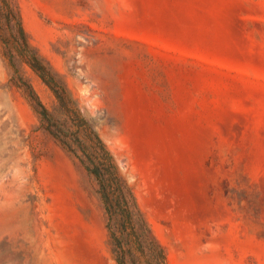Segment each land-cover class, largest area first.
Returning a JSON list of instances; mask_svg holds the SVG:
<instances>
[{
	"label": "rangeland",
	"instance_id": "rangeland-1",
	"mask_svg": "<svg viewBox=\"0 0 264 264\" xmlns=\"http://www.w3.org/2000/svg\"><path fill=\"white\" fill-rule=\"evenodd\" d=\"M16 1L168 264H264V0ZM12 76L0 45V264H117L96 180Z\"/></svg>",
	"mask_w": 264,
	"mask_h": 264
},
{
	"label": "trees",
	"instance_id": "trees-1",
	"mask_svg": "<svg viewBox=\"0 0 264 264\" xmlns=\"http://www.w3.org/2000/svg\"><path fill=\"white\" fill-rule=\"evenodd\" d=\"M0 45L13 69L12 85L26 95L41 127L78 158L96 180L117 264H168L165 249L140 206L133 184L64 76L31 42L16 0H0ZM24 64L53 93L51 108L25 75Z\"/></svg>",
	"mask_w": 264,
	"mask_h": 264
}]
</instances>
